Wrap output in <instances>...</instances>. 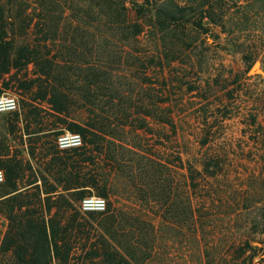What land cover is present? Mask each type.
Here are the masks:
<instances>
[{
    "label": "rangeland",
    "instance_id": "1",
    "mask_svg": "<svg viewBox=\"0 0 264 264\" xmlns=\"http://www.w3.org/2000/svg\"><path fill=\"white\" fill-rule=\"evenodd\" d=\"M119 1L129 13L134 0ZM163 1L165 7L180 4ZM0 5L11 8L4 20L16 46L28 43L47 57L54 55L77 81L85 75L79 70L109 73L108 89L96 94L103 104L94 113L112 127L120 117L126 124L103 136L105 153L93 155L94 164L84 168L108 197L97 189L86 196L104 198L106 207L111 202L125 219L151 231L145 263L235 264L227 247L249 242L257 253L252 263L259 264L264 249V0L233 7L231 23L224 26L207 27L202 20L207 32L184 19L154 28L130 11L129 22L144 25L136 37L107 30L104 10L94 0H0ZM241 10L245 20L238 19ZM241 45L257 59L243 62ZM37 69L30 64L19 76L37 79ZM16 85L10 82L4 92L16 98L20 112L24 106L42 121L31 124L29 130L39 133L30 138L48 134L52 145L57 139L47 128L63 130L62 121L88 114L78 103L69 115H54L44 101H34ZM157 116L170 117L173 128ZM9 123L16 124L15 116L0 114V147L26 157L28 136L20 138L25 124L19 122L12 136ZM149 165L156 170L155 185L143 175ZM7 229L0 211V244Z\"/></svg>",
    "mask_w": 264,
    "mask_h": 264
},
{
    "label": "trees",
    "instance_id": "2",
    "mask_svg": "<svg viewBox=\"0 0 264 264\" xmlns=\"http://www.w3.org/2000/svg\"><path fill=\"white\" fill-rule=\"evenodd\" d=\"M247 1L180 0V4L165 7L166 1L163 0H134L129 13L131 11L135 17H143L154 28L184 19L207 32L208 29L201 25L202 20H205L207 27L210 24L224 26L231 23L232 8H241ZM94 2L100 10H104L107 19L104 21L108 22L107 30L111 33L120 30L136 37L143 32L142 23L129 22L124 2ZM10 10V7L5 9L0 5V95L13 82L17 84V90L33 94L34 101H44L54 115H69L72 107L78 103L84 106L88 114L69 123L62 121L67 124L63 130L47 128L48 133L54 134L56 139L65 130L80 136L79 146L59 149L57 141L52 145L47 141L48 134L28 136L39 133L29 130L31 124H42L37 119V113L26 112L24 106L21 112L18 106L11 112L16 124H8V133L15 136L19 131L17 124L24 123L20 138L27 135L29 145L25 148L26 157L21 153L19 156L11 154L7 146L0 147V170L3 172L0 211L8 222V229L0 244V264H148L145 262L152 247L147 243V237L151 231L143 223L141 226L138 222L137 225L132 224L131 219H125L109 201L105 210L100 212H82L77 205L92 189L108 197L106 192L99 190L98 180L89 178L84 168L94 164L93 155L102 156L105 153L103 136L126 124L120 117L114 120L116 122L112 127L94 113V108L101 109L102 101L96 94L108 89L109 73L105 70H79L85 75L77 81L73 79L75 72L58 65L54 55L47 57V54L28 43L16 46L14 39L8 35L11 29L4 20L6 12ZM188 15L191 19L185 18ZM192 18L197 21H192ZM238 19L245 20L242 10ZM241 46L243 62L248 64L257 59V53L251 57L248 47ZM30 64L38 68L37 79L22 80L19 74L26 71ZM34 89L37 90L34 92ZM119 107L120 104H117ZM31 116L33 123L29 121ZM155 119L173 128L170 117L157 116ZM94 146L96 149H93ZM143 170L144 177L155 185L158 177L154 167L149 165ZM37 179L41 180L40 185ZM232 249L235 264H253V258L257 256L249 242L231 244L226 251ZM260 257L258 263L264 264V249Z\"/></svg>",
    "mask_w": 264,
    "mask_h": 264
},
{
    "label": "built area",
    "instance_id": "3",
    "mask_svg": "<svg viewBox=\"0 0 264 264\" xmlns=\"http://www.w3.org/2000/svg\"><path fill=\"white\" fill-rule=\"evenodd\" d=\"M17 109L16 98L8 93L0 95V114L13 112ZM81 144L78 134L63 133L57 137V145L61 149L76 147ZM3 182V173L0 170V183ZM106 203L104 198L98 196H86L79 202V210L82 212H100L104 211Z\"/></svg>",
    "mask_w": 264,
    "mask_h": 264
},
{
    "label": "water",
    "instance_id": "4",
    "mask_svg": "<svg viewBox=\"0 0 264 264\" xmlns=\"http://www.w3.org/2000/svg\"><path fill=\"white\" fill-rule=\"evenodd\" d=\"M253 71V70H252Z\"/></svg>",
    "mask_w": 264,
    "mask_h": 264
}]
</instances>
